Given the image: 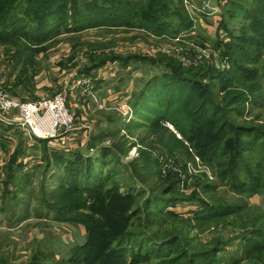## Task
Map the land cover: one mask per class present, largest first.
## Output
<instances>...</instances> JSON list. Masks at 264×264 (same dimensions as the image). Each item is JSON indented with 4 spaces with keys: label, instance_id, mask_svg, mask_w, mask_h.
Masks as SVG:
<instances>
[{
    "label": "trees",
    "instance_id": "trees-1",
    "mask_svg": "<svg viewBox=\"0 0 264 264\" xmlns=\"http://www.w3.org/2000/svg\"><path fill=\"white\" fill-rule=\"evenodd\" d=\"M240 16L249 19L247 26L243 27L249 36L239 37L231 35L229 31L227 40L219 38V43L228 47V53L225 50L223 55L227 59L231 57L228 70L243 78L237 81L235 87L228 88L223 104L212 100L209 94L202 95L191 86L203 78L219 79V71L212 73L210 65L198 64L185 68L165 52L158 51L152 56L134 51L121 52L113 47L106 49L101 41L88 43L94 51L90 55V63L85 66L89 71L94 72L115 61L125 68L136 62L162 67L160 73L142 78L139 88L132 94L131 104L136 111L144 102V107L151 112H145L147 118L154 123L161 118L169 120L182 137H177L161 123L142 137L146 150H142L131 162L142 184L161 172L159 160L150 155L147 146L148 149H165L171 144V150H182L191 157L198 156L202 162L214 165L218 180L230 189L234 188L238 195L254 192L264 186V125L235 123L223 113L224 107L230 106L231 113L242 114L243 107H233L235 102L247 101L250 106H264V101L255 95L261 89L264 78V61H261V50L264 49V0H254L250 5L240 0H226V7H223L217 23V34L230 22L234 25ZM33 22L35 27L30 28ZM192 24L193 20L182 0L175 3L170 0H0V42L6 43L8 38L18 35L16 31H22L16 41L7 42L5 47L6 58L14 68L11 73L20 67L19 81L34 76L38 63L34 56L37 48L45 47L43 42L49 39L47 35L52 27L63 25L65 32H77L88 28L122 26L139 28L156 38L169 39L183 32L190 35ZM109 40L110 44L114 41ZM235 45L239 59L233 54ZM256 48L261 50L254 51ZM230 79L232 76L228 77ZM245 80L248 82L245 83ZM139 111H142L141 108ZM191 112L195 113L200 128H196ZM249 112L250 108L246 114ZM100 118L102 125L98 133L91 136L92 144H96L102 136L111 135V129L114 132L118 130L122 122L120 115L116 119L115 114L109 111H103ZM207 118L211 124L206 129L202 124ZM107 128L111 129L104 134L102 130L106 131ZM196 138L201 139L200 145L195 142ZM96 148V155H85L81 150L50 152L46 147L42 153L46 165L50 162L55 163L56 167L63 164V174L57 183L56 194L43 196L41 200L53 213L54 220L82 225L83 240L73 243L67 253L60 257L54 248L46 244L42 246V241L35 242L36 247L25 261L12 263L2 258L0 264H264V209L249 208V204L242 200L206 207L204 211L201 209L183 217L169 206L154 201L150 204L153 198L170 204L173 197H165V189L158 191V188H152L147 194L144 187L136 189L133 186L134 190L129 188L124 191L107 186L111 169L106 172L102 170L101 165L105 161L102 154L124 152L127 147L96 144ZM15 152L5 165L7 171L1 187L2 203H6L10 183L19 181L16 180V170L18 172L24 166V161L18 160V151ZM167 173L178 179L176 172L169 170ZM214 187L215 184L207 183L204 191ZM171 188L170 185L167 191H171ZM138 199H142L141 204ZM133 203L135 206L132 207ZM22 211L16 219L28 214L24 213L26 208ZM40 214L37 216L49 215L48 212ZM160 215L164 216L159 222L162 223L160 229L147 230ZM227 216H233L231 221L242 230L237 254L229 257L220 254L224 242L219 238L208 242L205 247L188 249L187 243L181 245L190 222L194 221L195 227L204 228L211 225V221ZM133 218L137 225L132 229ZM168 218L170 222L167 224ZM179 244V250L173 251L172 247Z\"/></svg>",
    "mask_w": 264,
    "mask_h": 264
},
{
    "label": "rangeland",
    "instance_id": "rangeland-1",
    "mask_svg": "<svg viewBox=\"0 0 264 264\" xmlns=\"http://www.w3.org/2000/svg\"><path fill=\"white\" fill-rule=\"evenodd\" d=\"M170 1L175 3L177 0ZM193 1L196 2L198 8H201V10L198 9L196 11L195 15L197 17L195 21L193 20L194 25L191 27V34L185 35L183 32L181 33L182 36L179 33L177 36L169 39L156 38L139 28L129 29L122 26L117 28H88L77 32H65L63 25L52 27L47 35V38L49 39L43 42L45 43V47L37 48L38 51L34 56L38 62L36 64L34 76L30 79H22L21 81H19L20 67L11 73L14 68H12L10 60L6 58L7 55L5 53L6 43L16 41V38L22 33L21 30H18L15 32L18 35L8 38L6 43L0 42V84L7 91L20 99L38 98L44 95L53 94L57 91H63L66 95L65 98L68 107L76 115L77 125H80L85 121L93 124L88 139H91L93 134L98 133L100 126L102 125L99 122L101 119L100 117L103 116V111L114 113L116 119H118L120 115L122 117V122L118 130L115 132L111 128H107L106 131L102 130L105 134L109 131L108 129H111L112 134L102 136L100 140L96 142V144H99L100 146L121 145L122 147H127L124 152L114 151L112 155L102 154V157H105L104 164L101 165L102 170L106 172L108 169H111L107 186L111 185L112 187H117V189L124 191H127V189L129 190V188L134 190L135 188L139 189L144 187L148 190H146L147 194L150 193L152 188H158V191L165 189L166 192H164V196L173 197V201L168 204L167 201L159 202V200L153 198L151 199L150 204L154 201L156 204L161 203L165 207L169 206L183 217L191 216L193 213L201 209L204 211V208L206 207L212 208L221 203L241 202L242 200L249 204V208L264 209V186L254 192L238 195L234 191V188L232 190L227 184L218 180L215 175L216 168L214 165L212 166L202 162L201 158L198 156L191 157L185 154L182 150H171V144H168V148L165 149H148L147 146V150H150L151 152H149L150 155H153L154 158L159 160L158 167L160 165L159 169L161 172L147 183L142 184L131 167L133 159L138 157L142 150H146V142H142V137L147 135L150 129H155L161 124L167 126L177 137H182V135L167 119L161 118L158 122L154 123V121L152 122L151 119L147 118L145 112H151L144 107V102L142 105H139L140 107H137L136 111L132 108V112L126 118H123L118 110L111 105V102L119 96L122 97L125 95V97L128 96L127 99L131 103L133 101L132 94L137 88H139L141 80H143L142 78L146 79L155 73H160L162 67L160 65L136 62L129 65V68H127L129 70L127 71L124 67L125 70L122 67L119 68L117 63H121L118 61H115V64L112 66L108 65L110 62L101 66L114 67L112 70H116V73L119 74V77L117 78V74L115 76L110 74L111 71H109L108 67L107 70L104 68L106 71L105 73H102L103 68L101 67L95 69L94 72L93 70L89 71L85 68V66L90 63V55H93L92 52H94L93 48L88 46L89 42L90 44H95V41H101L105 43L104 47H106V49H112L113 47L115 50H121V52L134 51L152 56H155L158 51L165 52L171 57H175L185 68L202 64L210 65L212 67V73L219 71L218 80L203 78L198 84L193 83L191 86L202 95L209 94L211 95L212 100L219 104H223L224 96L226 95L228 88L235 87L234 85H236L237 81H242L243 78L235 75L234 71L230 72V70H228L232 63L231 57L230 59H227L226 56L223 55V51L225 50V52L228 53V47L227 45L220 44L219 38H222L224 41L227 40L229 37L227 33L229 31H231V35L233 34L239 37H242L243 35L249 36L248 31L243 28L247 26L249 19L240 16L239 19L234 22V25H231L232 22H230L227 28L223 30L220 29V32H218L219 34H217V23L223 7H226V0H222L221 2L224 3L218 4L215 11L209 14L204 13L207 9L212 10V8H209V3V6H203L206 0ZM240 1L246 2L250 5L254 0ZM182 3L185 6L184 0H182ZM206 15H211L210 18H213V21L215 18V23L212 24V20L207 21V18H205ZM34 27L35 24L33 22L30 28ZM27 28H29V25ZM109 39L114 40L112 44H110ZM239 43L241 42L239 41ZM37 45L43 44L38 43ZM99 49H97L96 52H98ZM203 49H205V51ZM233 49L234 57L239 59L236 55L237 46H233ZM258 49L261 50V48H256L254 51H258ZM261 51H263L261 61H264V49ZM84 74L91 77V93L96 92L98 97L103 98V107H97L95 105L93 102L94 98L88 90L83 93V84H78L77 78ZM127 75L129 76L127 77ZM231 76L232 79L228 80V77ZM120 81L121 84L117 86L113 84ZM244 82L247 83L248 81L245 80ZM261 83V89L255 92V95H258L259 98L264 101V78ZM205 88L208 90L206 91ZM232 105L233 107H243L244 110L242 114H233L229 111L230 106L227 108H225L226 106L224 107L223 113L233 122L264 125V106H250L247 101L235 102ZM140 108L142 110L141 112L139 111ZM249 108L250 112L249 114H246L247 109ZM191 116L193 117L194 123H196V128H200L201 125L197 124L198 120L194 117L195 113L191 112ZM176 118L177 116H175V119ZM210 124L211 120L207 118L202 124V127L205 126L207 129ZM80 131L81 128H77L74 132L77 134L80 133ZM177 134H179V136ZM27 136V133L23 132L20 128L0 125V208L3 198L1 188L2 181L6 179L5 173L7 171L5 165L10 155L16 154L15 151H18V158L19 156H22L31 159L30 161L28 160L27 162H24V166L21 168L22 171L20 170L17 172L16 170V180H19L18 183H16V210L18 209V212L16 211V218L20 212L23 213V208H26L27 210L29 209L28 211H24V213H29V222H33L32 225H28L26 222L20 224L16 222V229L12 230L11 227H13V224L9 220L15 217L14 214L4 211V213L0 212V220L2 219L0 224L3 225V228L0 229V243L3 245L6 241L10 242L7 251H13L16 253V263H20L27 259L30 250H32L33 247H36L37 244H35V242L39 236L46 231H53L52 224H50L51 222L53 224L56 223L53 222V213L47 210L41 198L43 196L47 197L49 194H56L55 189L58 185L57 183L61 181L62 177H60V175L63 174V164L56 167L55 163L50 162L49 165H46V161L42 157L44 147L50 152L53 150H64L61 148L65 147H61L60 149L56 148L57 142L60 141V138L49 140L47 138L28 136L30 140L37 141V144L35 143V145L39 150L37 153L33 152V154H28L25 149V147H27V144L25 143ZM82 140L85 139L82 138ZM146 141H148V138ZM195 142L200 145L201 139L196 138ZM96 144H92L94 146L92 152H89L87 147H85V149L83 147L82 149L86 154L96 155L98 152ZM250 153L253 155V152ZM116 157L119 159H115ZM141 161H144L143 157L141 158ZM169 170L176 172L178 175L177 180L169 176L167 173ZM207 183H213L215 184V187L212 190L204 191L205 184ZM11 184L12 182L10 185ZM12 185H14V183ZM170 185L172 188L171 191L168 192L167 189ZM133 186L135 188H133ZM10 200L12 202V199ZM26 201L28 203V208L26 205L23 206ZM138 201L141 204L142 199H138ZM133 206H135L134 203L132 204V207ZM45 212L49 213V215H47L48 217L46 216V219L35 218L36 215H39L40 213V215H45ZM5 214L8 215L7 220L3 217V215L6 216ZM163 217L164 216L160 215L157 222L147 228V230L150 229L151 231H156V229H160L162 223L159 222ZM231 217L233 216L215 219L211 221V225L204 228L195 227L194 221L190 222V227L185 234L186 238L182 240L181 245L184 246V244L187 243L188 249L200 246L205 247L208 246V242L211 243L216 240L215 238H219L224 242L223 247L219 251L220 254H223L226 257L237 254L239 252V234L242 230L231 221ZM223 219H225V221ZM45 221L48 223L45 224ZM166 222L168 224L170 219L168 218ZM136 225V220L133 218L130 228L133 229ZM165 225L166 224H164V226ZM74 229L75 228H73L71 223L64 222L62 227L57 230L58 233H62L67 237L61 239V244H58L56 247V249H59L58 257L65 255L73 243L83 240L84 233H74ZM54 242L56 243L57 241L55 240ZM42 246H45V243H43ZM179 248L180 244L173 246L172 250L177 252ZM167 249L168 248H166V251ZM129 253L131 254V251Z\"/></svg>",
    "mask_w": 264,
    "mask_h": 264
},
{
    "label": "built area",
    "instance_id": "built-area-1",
    "mask_svg": "<svg viewBox=\"0 0 264 264\" xmlns=\"http://www.w3.org/2000/svg\"><path fill=\"white\" fill-rule=\"evenodd\" d=\"M184 1L190 17L195 21L196 11L201 10V8H198L193 0ZM209 1L206 0L203 6H209ZM214 11V8H212L211 12ZM203 50L205 51V49ZM77 82L83 84V93L86 90L91 93L90 76L81 75L77 78ZM91 94L97 107H103V99L98 97L96 92ZM65 96L63 91H57L38 98L20 99L0 84V125L20 128L30 137L47 138L49 140L60 138L61 141H64L65 148L70 146L69 142L76 136L88 139L93 124L85 121L77 125L76 115L68 107ZM127 97L124 95L113 104L123 118L128 117L133 108ZM167 123L169 124V122ZM77 128H81V131L76 134L74 131ZM177 135L179 136V134ZM90 149H93V147H90Z\"/></svg>",
    "mask_w": 264,
    "mask_h": 264
},
{
    "label": "crops",
    "instance_id": "crops-1",
    "mask_svg": "<svg viewBox=\"0 0 264 264\" xmlns=\"http://www.w3.org/2000/svg\"><path fill=\"white\" fill-rule=\"evenodd\" d=\"M221 1L222 0H210L209 1V4H210V7H212V8H214V10H215V8H216V6H218V4H220L221 3ZM210 11V12H209ZM204 13H206V14H209V13H211V10H209V9H207V11L206 12H204ZM212 16H214V15H212ZM211 17V15L209 16V15H206V17L205 18H207V21H213V18H210ZM215 17V16H214ZM215 21H216V19L214 18V21H213V23L212 24H214L215 23ZM115 64V62L113 63V64H111V63H109L108 65H110V66H112V65H114ZM117 65H119V68L120 67H122L123 68V66L121 65V64H118L117 63ZM116 65V66H117ZM110 66H107L108 68H109V71H111V75L112 76H115L117 73H116V70L115 71H113L112 70V68H114V67H110ZM107 67H101V68H103V70H102V73H105L106 71L104 70V68L107 70L108 68ZM100 68V69H101ZM125 68V67H124ZM123 68V69H124ZM127 68H129V65L125 68V69H127ZM124 69V70H125ZM101 74V73H100ZM118 75V76H117ZM116 75V78L117 77H119V74H117ZM122 80V79H121ZM115 86H117V85H119V84H121V81L120 82H118V83H113ZM121 96H119L118 98H116L113 102H111L112 104L111 105H113L116 101H118V99L120 98ZM101 99H103V98H101ZM94 102V101H93ZM95 103V102H94ZM95 105H96V103H95ZM97 106V105H96ZM77 138H72L71 139V141L69 142V147L68 148H61V147H64V141H61V139H60V141H58L57 142V147L56 148H58V149H64V151H72V149L73 150H82V152L85 154V155H90V154H86L85 153V151H83V147H84V149H85V147H87V149L89 150V152H92V150L94 149V146L92 145V143H91V139L89 138V139H85V140H82V138L80 137V136H76ZM26 138V137H25ZM37 141L36 140H30L29 139V137L27 136V138H26V141H25V143L27 144V147H25V149H26V153H28V154H33V152L34 153H37L39 150H38V148L36 147V145H35V143H36ZM17 144V143H16ZM37 144V143H36ZM59 145V146H58ZM81 147V148H80ZM90 147H93V149H90ZM30 148H32V149H30ZM67 149H70V150H67ZM91 150V151H90ZM19 159L20 160H22V161H30L31 159L30 158H26V157H22V156H19ZM24 159V160H23ZM27 159V160H26ZM26 165V164H25ZM14 183V182H13ZM12 185V184H11ZM11 185L9 186V193H7V195H6V203H2V205H1V211L0 212H8V213H12V214H14V216L15 217H13L11 220H9V221H11L12 222V226L13 227H11L12 228V230H15L16 229V222L17 223H22V222H26L28 225H32V223L33 222H29L30 221V215H28V214H26L25 216H23L22 218H18V219H16V211L18 212V209L16 210V182L14 183V185H12V187H11ZM10 199H12V202H11V200ZM7 202H8V204H7ZM27 206V208H28V203H27V201L23 204V206ZM29 210V209H28ZM27 210V211H28ZM3 212V213H4ZM6 215V214H5ZM7 216L8 215H6V216H4L3 215V217H4V219L5 220H7ZM22 216V215H21ZM35 218H43V219H46L47 217L46 216H37L36 215V217ZM0 221H2V219L0 220ZM8 221V222H9ZM10 222V223H11ZM29 222V223H28ZM53 222H56L55 224H53L52 222L50 223V224H52V227L54 228H52V230L53 231H46L45 233H43L41 236H39L38 237V239L36 240V242H39V241H42V243H45L46 244V246H48L49 248H54V250L56 251V252H59L58 250L59 249H56V247H57V245L58 244H61V242H62V240L61 239H65V238H67V237H65V235H63L62 233H58L57 232V230L58 229H60V227H62V224L65 222V221H56V220H53ZM45 224L46 223H48L47 221H45L44 222ZM73 225V228H75L74 230H73V232L75 233H77L78 234V232H80L81 234L82 233H84V230H83V226L82 225H75L74 226V224H72ZM3 228V225H1L0 224V229H2ZM56 229V230H55ZM57 232V233H56ZM5 234V233H4ZM57 241L56 243L54 242V241ZM9 244H10V242L9 241H6V243H4L3 245H1V243H0V260L3 258H6L8 261H10V262H12V263H16V253H14L13 251L12 252H9V251H7V248L9 247ZM34 248V247H33ZM61 250V249H60ZM31 251V250H30Z\"/></svg>",
    "mask_w": 264,
    "mask_h": 264
}]
</instances>
